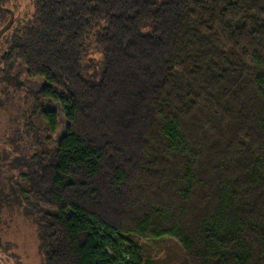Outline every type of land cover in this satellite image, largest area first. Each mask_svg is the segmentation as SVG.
Instances as JSON below:
<instances>
[{"label": "trees", "instance_id": "obj_1", "mask_svg": "<svg viewBox=\"0 0 264 264\" xmlns=\"http://www.w3.org/2000/svg\"><path fill=\"white\" fill-rule=\"evenodd\" d=\"M32 2L0 81L43 80L69 122L10 183L44 264H154L143 244L166 239L182 264H264V0Z\"/></svg>", "mask_w": 264, "mask_h": 264}, {"label": "rangeland", "instance_id": "obj_2", "mask_svg": "<svg viewBox=\"0 0 264 264\" xmlns=\"http://www.w3.org/2000/svg\"><path fill=\"white\" fill-rule=\"evenodd\" d=\"M7 7L15 12L16 18H24L27 14L31 16L33 2L17 0L8 3ZM5 48V43L0 46V56ZM102 60L103 55L96 45L89 44L84 59L87 74L93 75ZM1 70L0 79H3ZM21 82L23 87L17 88L16 83L0 81V191L4 195L8 194V203H12L7 204L0 214V238L5 247L0 250V264H44L37 228L31 218H26L23 209L14 206L16 203L10 197V183L12 180L20 181L24 161L32 158L36 152L53 149L57 140L66 134L69 122L59 103L34 96L43 80H31L23 74ZM41 109L57 111L58 129L55 134L49 133L46 123L41 119ZM6 244L11 245L12 250H8ZM143 245L146 256L154 264H182L185 260L183 250L174 240L145 242Z\"/></svg>", "mask_w": 264, "mask_h": 264}, {"label": "water", "instance_id": "obj_3", "mask_svg": "<svg viewBox=\"0 0 264 264\" xmlns=\"http://www.w3.org/2000/svg\"><path fill=\"white\" fill-rule=\"evenodd\" d=\"M0 10L3 13H10V19L9 21L0 29V41L3 38V36L12 28V26L14 25V21H15V14L13 11L8 10L6 8L2 7V0H0Z\"/></svg>", "mask_w": 264, "mask_h": 264}]
</instances>
